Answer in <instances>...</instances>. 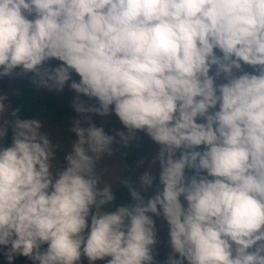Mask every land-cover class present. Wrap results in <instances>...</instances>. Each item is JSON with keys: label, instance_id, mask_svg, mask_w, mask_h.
<instances>
[{"label": "clouds", "instance_id": "1", "mask_svg": "<svg viewBox=\"0 0 264 264\" xmlns=\"http://www.w3.org/2000/svg\"><path fill=\"white\" fill-rule=\"evenodd\" d=\"M20 76L74 92V138L54 164L46 116L0 92L2 264H264V0H0V78ZM138 132L156 168L115 204L102 161Z\"/></svg>", "mask_w": 264, "mask_h": 264}, {"label": "rangeland", "instance_id": "2", "mask_svg": "<svg viewBox=\"0 0 264 264\" xmlns=\"http://www.w3.org/2000/svg\"><path fill=\"white\" fill-rule=\"evenodd\" d=\"M247 69V66H245ZM251 70V69H247ZM40 93L48 94L53 96L57 101L58 109L66 106L71 102L72 97L75 95L74 92L69 90L67 87L59 93L48 92L44 89H38ZM0 92H5L8 94L11 100L15 93L16 87L14 85V78H0ZM76 114L63 113L58 119H50L46 117L45 129L49 132L53 143H59L60 148L55 150V160L54 164H63V155L70 151V140L74 138V134L68 131L67 121L75 118ZM93 122L99 126H103L104 130L109 134H114L116 130L123 131L122 125L119 120L114 115H108L104 117L93 116ZM118 139V138H117ZM113 148L117 154L114 155L110 160L102 161L108 171L105 174V180L113 183L115 187L118 185V178L123 176L125 169L126 157H133L135 159V167L133 169L132 176L136 182V177L144 170L154 171L156 165H150L152 157H154L158 146L153 143L144 133L138 132L136 134V139L128 144L127 147L121 146L120 144H114ZM119 154L123 159L120 158ZM155 184V181H154ZM158 230V244L156 245L157 258L161 259L168 251L166 245V225L163 221H159ZM2 264V261H0ZM14 264H23L17 260ZM86 264V261L84 262ZM96 264H102V262L97 261Z\"/></svg>", "mask_w": 264, "mask_h": 264}, {"label": "trees", "instance_id": "3", "mask_svg": "<svg viewBox=\"0 0 264 264\" xmlns=\"http://www.w3.org/2000/svg\"><path fill=\"white\" fill-rule=\"evenodd\" d=\"M28 76H20L14 78V85L16 87V93L14 97L10 100L12 105L15 107L17 105L21 108V115L23 116H33L42 115L50 119H58L63 113L75 114L70 103L62 108L58 109L56 99L48 94L40 93L38 89H35L29 82ZM7 143V141H5ZM135 167V159L133 157H126L125 169L123 176H129L133 184H135L134 178L132 176L133 169ZM116 192L115 204L126 203L128 200L127 192L117 185L114 188ZM152 189L143 193L145 197L151 195ZM17 260L23 264H29V262L24 257H17Z\"/></svg>", "mask_w": 264, "mask_h": 264}]
</instances>
